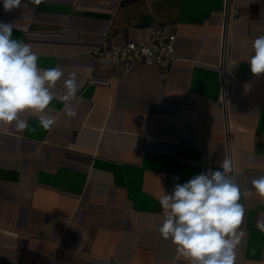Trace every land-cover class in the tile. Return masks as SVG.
Here are the masks:
<instances>
[{
	"label": "crops",
	"instance_id": "obj_1",
	"mask_svg": "<svg viewBox=\"0 0 264 264\" xmlns=\"http://www.w3.org/2000/svg\"><path fill=\"white\" fill-rule=\"evenodd\" d=\"M8 12L13 38L38 66L77 74L74 118L53 100L24 113L29 129L0 123V264H188L159 227V198L228 156L245 212L235 264H264V74L247 59L264 36V0H44ZM235 10V16L231 17ZM172 24L179 60L161 70L92 60L107 39H147ZM223 43L233 60L219 107ZM63 87V80L57 88ZM179 177V181L175 180Z\"/></svg>",
	"mask_w": 264,
	"mask_h": 264
},
{
	"label": "clouds",
	"instance_id": "obj_2",
	"mask_svg": "<svg viewBox=\"0 0 264 264\" xmlns=\"http://www.w3.org/2000/svg\"><path fill=\"white\" fill-rule=\"evenodd\" d=\"M44 0H32L39 6ZM5 12L26 7L23 0H2ZM14 24L0 22V123L19 131L30 130L21 115H39V124L50 130L56 120L47 114L53 100L63 103L69 118L77 115L72 101L79 91L77 74L63 79L62 69L40 68L38 55L30 44L13 38ZM253 53L247 59L255 76L264 74V36L252 44ZM63 80V87L57 82ZM222 170L210 168L185 183H175L170 194L159 198L163 211L160 236L170 240L176 252L188 264H235L236 247L240 242L237 229L245 209L240 203L241 189L235 182L233 162L225 156ZM179 181V177H175ZM257 193L264 197V176L252 180Z\"/></svg>",
	"mask_w": 264,
	"mask_h": 264
},
{
	"label": "built area",
	"instance_id": "obj_3",
	"mask_svg": "<svg viewBox=\"0 0 264 264\" xmlns=\"http://www.w3.org/2000/svg\"><path fill=\"white\" fill-rule=\"evenodd\" d=\"M231 0H227V3ZM235 16V10L231 17ZM92 60L108 61L114 66H122L125 73L133 71L139 65L155 66L167 70L179 60L176 51V33L172 24H154L147 39L130 41L126 44L110 43L104 39L90 49ZM220 72L219 107L228 105L229 80L233 74V60L226 51L224 43L222 59L218 66Z\"/></svg>",
	"mask_w": 264,
	"mask_h": 264
}]
</instances>
